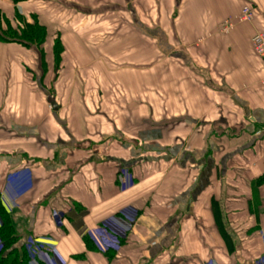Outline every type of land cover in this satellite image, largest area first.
Segmentation results:
<instances>
[{
  "label": "crops",
  "instance_id": "1",
  "mask_svg": "<svg viewBox=\"0 0 264 264\" xmlns=\"http://www.w3.org/2000/svg\"><path fill=\"white\" fill-rule=\"evenodd\" d=\"M244 6L252 21L220 33ZM0 15L46 30L40 48L0 43V203L21 242L53 249L49 264L264 256V65L251 43L264 0H0ZM126 211L136 220L114 235L105 225Z\"/></svg>",
  "mask_w": 264,
  "mask_h": 264
},
{
  "label": "trees",
  "instance_id": "2",
  "mask_svg": "<svg viewBox=\"0 0 264 264\" xmlns=\"http://www.w3.org/2000/svg\"><path fill=\"white\" fill-rule=\"evenodd\" d=\"M14 5L27 0H10ZM12 24L0 15V43H18L24 47L40 48L46 39V30L32 17L29 22L16 16ZM58 53V45H56ZM42 52V50H41ZM56 53V59L58 55ZM0 264H29L30 253L25 242L14 234L9 217L0 203Z\"/></svg>",
  "mask_w": 264,
  "mask_h": 264
},
{
  "label": "built area",
  "instance_id": "3",
  "mask_svg": "<svg viewBox=\"0 0 264 264\" xmlns=\"http://www.w3.org/2000/svg\"><path fill=\"white\" fill-rule=\"evenodd\" d=\"M254 18V13L251 8L248 6L242 7L239 14L233 18L223 21L219 26V32L222 34L229 33L237 24L240 23H249ZM252 48L255 55L262 61L264 65V31L256 32L252 39ZM119 185L121 189H124L131 183V177L125 172H120V177L118 178ZM56 219L59 222L60 217L57 216ZM136 220L135 211H126L120 214V219L116 221H109L105 227L114 235L124 237L127 231H129L130 227ZM2 242L0 240V251L2 249ZM27 250L30 253V261L29 264H49L50 257H48L47 252H51L52 250L49 248H45L42 244L34 242L32 240H28L26 242ZM206 264H215L213 262H208ZM256 264H264V256L259 258L256 261Z\"/></svg>",
  "mask_w": 264,
  "mask_h": 264
},
{
  "label": "rangeland",
  "instance_id": "4",
  "mask_svg": "<svg viewBox=\"0 0 264 264\" xmlns=\"http://www.w3.org/2000/svg\"><path fill=\"white\" fill-rule=\"evenodd\" d=\"M128 5H129L128 6V10H129V9H131L132 6H130V4H128ZM126 6H125V8H126ZM129 12L128 11H125V12L122 11L121 12V20H126V17H129V19H130L131 15L130 14L127 15ZM150 17H151V20L154 21V22H157V21L161 20V17L159 15V13L151 12V16ZM135 18H136V16H135ZM56 45H58V50H59L58 53H57ZM61 48H62L61 47V43L57 39L56 42L54 43V60H55L54 64H55V68H57L59 66V58H60V55H61V52H62ZM56 53L58 55V59H56ZM56 71H59V70L56 69Z\"/></svg>",
  "mask_w": 264,
  "mask_h": 264
},
{
  "label": "water",
  "instance_id": "5",
  "mask_svg": "<svg viewBox=\"0 0 264 264\" xmlns=\"http://www.w3.org/2000/svg\"><path fill=\"white\" fill-rule=\"evenodd\" d=\"M53 106V105H52Z\"/></svg>",
  "mask_w": 264,
  "mask_h": 264
}]
</instances>
